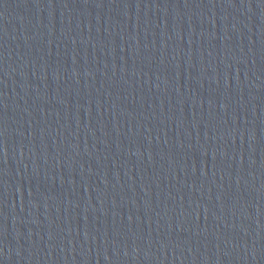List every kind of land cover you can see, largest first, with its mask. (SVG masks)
Segmentation results:
<instances>
[{
    "label": "water",
    "instance_id": "water-1",
    "mask_svg": "<svg viewBox=\"0 0 264 264\" xmlns=\"http://www.w3.org/2000/svg\"><path fill=\"white\" fill-rule=\"evenodd\" d=\"M0 264H264V50L0 0Z\"/></svg>",
    "mask_w": 264,
    "mask_h": 264
}]
</instances>
